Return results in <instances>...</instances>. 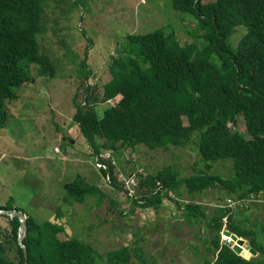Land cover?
<instances>
[{
    "label": "trees",
    "instance_id": "1",
    "mask_svg": "<svg viewBox=\"0 0 264 264\" xmlns=\"http://www.w3.org/2000/svg\"><path fill=\"white\" fill-rule=\"evenodd\" d=\"M170 2L174 9L191 16L196 23L194 35L200 39L180 43L173 32L165 34L160 27L126 34L120 54H110L107 72L93 82L85 60L87 51L82 58L86 90L82 101L75 102L73 121L87 142L88 153L93 159L106 151L111 153V158L97 156L106 166L99 170L103 178L109 174L103 181L117 191L123 188L117 179L118 164L111 161L124 150L141 145L167 149L192 142L199 161L207 166L220 160L231 163V175L226 178L203 170L183 176L170 167L140 172L139 195L125 196L134 205L158 210L168 198L181 207L182 202L168 193L180 195L183 187L188 194L215 189L221 198L264 199V0ZM63 7L72 8L68 0H0V128L9 116L10 104L20 97L18 90L33 80L26 65L35 63L40 74H54L52 52L41 39L56 22L54 30H62L63 23L56 21L54 11L65 21L69 11H60ZM238 26L246 33L232 45L230 35ZM110 98H115L113 105L107 103ZM104 103L98 113L97 105ZM239 117L246 124L242 132L230 127H236ZM63 185L69 196L66 200L72 197L84 202L96 192L104 195L97 184L81 175ZM231 207L215 203L208 213L200 202L187 201L181 208L188 217L201 216L209 227L224 225L229 232L248 239L259 253L246 258L214 237V256L202 264H264V242L255 241L253 229L236 224L240 221ZM6 217L8 231L3 237L8 239L2 242L5 252L0 254V264H22L19 220L14 215ZM26 222L22 240L28 264H133L136 251L129 243L100 253L76 235L60 237L65 226L56 218L38 221L27 214ZM263 225L259 226L262 232Z\"/></svg>",
    "mask_w": 264,
    "mask_h": 264
},
{
    "label": "rangeland",
    "instance_id": "2",
    "mask_svg": "<svg viewBox=\"0 0 264 264\" xmlns=\"http://www.w3.org/2000/svg\"><path fill=\"white\" fill-rule=\"evenodd\" d=\"M68 1L72 8H60V11H69L65 21L54 11L56 21L63 23L62 30H54L56 22L41 39L43 46L52 52L54 74H40L35 63L26 65L33 80L18 90L20 97L10 104L9 116L0 129V205L10 204L38 221L56 218L65 226L60 237L76 235L92 243L100 253L125 243L137 245L144 253V261L132 257L133 264H202L206 258L214 256L212 238L233 242L224 225L217 229L207 226L201 216L188 217L181 208L187 201L200 202L208 213L215 203L232 206L240 221L232 220L233 223L253 229L255 241L264 242V232L259 229L264 224L263 198L237 202L232 197L221 198L215 189L194 195L186 193L183 187L180 195L168 193L182 202L181 207L166 198L156 210L134 205L120 191L107 187L88 153L87 142L73 121L75 102L82 101L86 90L82 61L86 51L85 60L91 70L90 82H93L107 72L111 55L120 54L126 34L160 27L165 34L173 32L180 43L200 38L194 35L196 23L191 16L174 9L170 0ZM48 14L49 7L47 21ZM51 22L52 19L50 25ZM245 33L244 27H236L230 35L232 45ZM104 105H97L96 111L101 113ZM230 127L245 131L244 118L239 117L236 127ZM55 146L59 147L58 152L54 151ZM121 158L125 160L122 165L119 158L117 162L124 173L135 170L146 174L170 167L183 176L198 170L223 178L231 175L229 160L207 166L199 161L192 142L167 149H148L141 145L136 150H124ZM78 175L97 184L104 195L96 192L84 202L72 197L66 200L68 194L63 184ZM7 225L8 218L1 216L0 254L5 252L2 242L8 239L3 237L8 231ZM249 254V257L256 256Z\"/></svg>",
    "mask_w": 264,
    "mask_h": 264
},
{
    "label": "water",
    "instance_id": "3",
    "mask_svg": "<svg viewBox=\"0 0 264 264\" xmlns=\"http://www.w3.org/2000/svg\"><path fill=\"white\" fill-rule=\"evenodd\" d=\"M0 215H6V216H16L19 220L18 223V227H17V240L19 242V244L23 247V253H24V260L22 264H28V260H27V249L26 246L22 240L25 230H26V226H27V214L23 211V210H18L15 207L12 208H0ZM226 232V231H225ZM228 233V232H227ZM228 235L230 236L231 240L233 242H229L226 241L227 244L230 245V247L238 254H240L241 256L244 257H249L250 254L252 253L253 255H257L258 251L256 250V248L252 245H250V242L248 239L242 238V237H238L233 233H228ZM241 244H244V246H242ZM244 247L249 251H246L244 249L241 250V248Z\"/></svg>",
    "mask_w": 264,
    "mask_h": 264
},
{
    "label": "built area",
    "instance_id": "4",
    "mask_svg": "<svg viewBox=\"0 0 264 264\" xmlns=\"http://www.w3.org/2000/svg\"><path fill=\"white\" fill-rule=\"evenodd\" d=\"M107 103L113 105L115 103V98L108 99ZM54 151L58 152L59 147L55 146ZM99 155L102 158H111V153L109 151H106V152L101 153ZM99 155H97V156H99ZM97 156H95V158H94V162H95L96 166L98 168L106 167L105 164L98 162ZM115 161L116 160H112L111 163L115 164ZM108 177H109V174L107 173V175L104 177V179L107 180ZM117 179L121 182L122 188H123L120 191V193L124 196H129L131 198H134L136 196V193H137V183H138V179H139L138 178V172L137 171H130L128 173H124L121 170H118ZM156 184L160 185V183L158 181Z\"/></svg>",
    "mask_w": 264,
    "mask_h": 264
},
{
    "label": "crops",
    "instance_id": "5",
    "mask_svg": "<svg viewBox=\"0 0 264 264\" xmlns=\"http://www.w3.org/2000/svg\"><path fill=\"white\" fill-rule=\"evenodd\" d=\"M1 129V128H0ZM125 160L123 159V158H121V160H120V157H119V162L121 163V165H122V163L124 162ZM116 162H117V159H116ZM117 164H118V162H117ZM117 169L119 170L120 169V167L117 165ZM133 171H135V170H133ZM139 195V193H138V191H137V193H136V196L135 197H137ZM230 199V198H229ZM234 200H236L235 198H233ZM251 199H253V198H251ZM250 200V199H249ZM237 202L238 201H241V200H236ZM132 248L136 251L134 254H133V258H135V259H139V258H141V260L142 261H144V253L143 252H141L140 250H141V247H139V246H137V245H133L132 246ZM137 257V258H136ZM133 262V261H132Z\"/></svg>",
    "mask_w": 264,
    "mask_h": 264
},
{
    "label": "clouds",
    "instance_id": "6",
    "mask_svg": "<svg viewBox=\"0 0 264 264\" xmlns=\"http://www.w3.org/2000/svg\"><path fill=\"white\" fill-rule=\"evenodd\" d=\"M119 170H121V169H119ZM133 171V170H132Z\"/></svg>",
    "mask_w": 264,
    "mask_h": 264
}]
</instances>
